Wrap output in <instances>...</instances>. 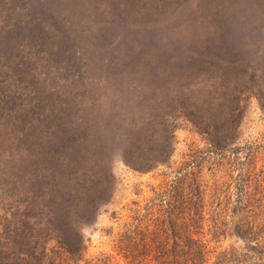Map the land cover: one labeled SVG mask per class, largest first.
<instances>
[{
    "label": "rangeland",
    "instance_id": "rangeland-1",
    "mask_svg": "<svg viewBox=\"0 0 264 264\" xmlns=\"http://www.w3.org/2000/svg\"><path fill=\"white\" fill-rule=\"evenodd\" d=\"M44 1L0 0V199L10 193L1 188L5 178L17 175L25 150L38 143L41 136L32 134L44 130L43 118L62 112L57 94L83 87L82 99L89 100L96 85L112 79L103 65H126L136 69L134 76L127 73L116 82L119 91L101 95L100 113L123 119L105 131H111L106 163L114 188L80 227L77 264L96 263L102 255L128 264L115 248L117 233L136 212L160 213L150 199L156 202V193L169 189L184 166L204 191L199 237L209 252L203 264L229 251L240 264H264V0H134L140 15L131 8L106 47L99 0H51L72 14L63 19L78 35L72 60L35 51L29 41L27 26L43 18ZM127 117H152L142 128L159 143V158H148L146 169L119 157L131 128Z\"/></svg>",
    "mask_w": 264,
    "mask_h": 264
},
{
    "label": "trees",
    "instance_id": "trees-1",
    "mask_svg": "<svg viewBox=\"0 0 264 264\" xmlns=\"http://www.w3.org/2000/svg\"><path fill=\"white\" fill-rule=\"evenodd\" d=\"M56 2L58 4L51 0L42 2L38 14L43 18L30 19L29 41L35 51L72 60L78 48V35L65 27L66 21H63L72 14L62 13ZM98 2L104 5L98 12L105 25L100 41L106 47L107 36L115 34V24L126 19L131 8L138 9L140 5H132L134 0ZM127 2L132 6H123ZM139 10L136 16L140 15ZM131 40L126 39L127 44ZM103 68L109 69L106 71L112 79L104 85H96L89 100L82 99L83 87L74 86L57 94L64 102L62 112L43 118L44 130L32 134L41 136L35 137L38 143L25 150V160L16 168L17 175L5 178L1 188L6 187L10 193L5 201L0 199V264H77L81 258L80 227L93 219L99 205L109 199L114 188V176L107 170L106 163L111 131H105L122 124L123 120L113 113L106 119L100 113L104 104L101 95L109 91L110 96L115 90L119 91L116 82L136 71L126 65H103ZM147 70L142 66L141 73L146 75ZM111 101L119 105L115 96ZM46 106L49 109L53 105L46 102ZM177 112L188 116L184 107H177ZM127 118H131L126 120L131 128L124 135L127 139L119 149V157L132 168L146 169L151 165L148 158H159L155 149L159 143L142 128L152 117ZM189 120L198 127L199 121L191 117ZM183 168L169 189L156 193V202L150 199L151 203L159 205L160 213L136 212L117 233L115 248L128 264H203L207 261L209 249L199 237L204 191L194 171L190 167ZM245 234L249 238V232ZM239 262L229 251L218 254L211 263ZM85 264L92 263L87 260ZM93 264L118 263L102 255Z\"/></svg>",
    "mask_w": 264,
    "mask_h": 264
}]
</instances>
